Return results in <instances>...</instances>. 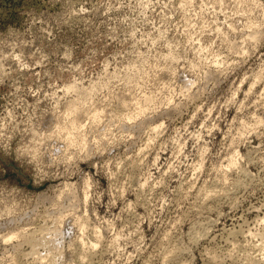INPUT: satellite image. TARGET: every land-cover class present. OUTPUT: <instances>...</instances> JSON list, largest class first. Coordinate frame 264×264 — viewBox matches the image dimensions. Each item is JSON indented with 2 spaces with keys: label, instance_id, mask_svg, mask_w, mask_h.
<instances>
[{
  "label": "rangeland",
  "instance_id": "374dc122",
  "mask_svg": "<svg viewBox=\"0 0 264 264\" xmlns=\"http://www.w3.org/2000/svg\"><path fill=\"white\" fill-rule=\"evenodd\" d=\"M262 219L264 0H0V264H250Z\"/></svg>",
  "mask_w": 264,
  "mask_h": 264
},
{
  "label": "bare ground",
  "instance_id": "6f19581e",
  "mask_svg": "<svg viewBox=\"0 0 264 264\" xmlns=\"http://www.w3.org/2000/svg\"><path fill=\"white\" fill-rule=\"evenodd\" d=\"M253 39H255V36L253 37ZM188 88H190V87H188ZM142 101H144V103H145L144 107L140 106L141 105L140 102L129 103L126 99L125 100H123V99L119 100V103H118L119 107L118 108H120V110L117 113L118 116H120V118L124 117L126 115L125 112L127 113V110L129 111L133 107L135 108L134 110L139 111L138 115H145L149 111L148 105L152 104L154 102V98L150 96V97H147L146 99H143ZM100 109H101V107H100ZM70 113L71 114L69 116H70V118L72 117V119H67L66 121H64L65 122L64 126H60V127L57 126L56 127V128H58L57 133H58V135L63 134L66 142L69 143V145L72 146V145L77 144L80 147H84L86 145V140H85L84 134L82 132V129L84 127H83L82 123L80 122V120L83 118V116L89 115L90 118L88 117V119L91 120L92 125L97 126L101 122L102 114L99 111L98 107L96 108V106H95L94 109L88 110L85 108V105L82 102L74 103V105H72L70 108ZM69 129L73 130V133H66V131H68ZM205 196L209 197V192ZM215 196L218 197L217 193ZM261 222L264 223V219H262ZM51 225L53 226V224H51ZM47 227L45 225L44 226L42 225L41 227H38L37 229L33 230V232H30V233L22 232L19 234L18 237H16V234H13L12 237L5 239L6 240L5 242L12 241V239L15 236L22 243H25L28 246H30V252L29 253H26V254L21 253V257H23L22 259H25L24 257H26V260H27V258L28 259L30 258V260H32L33 264H55L56 263L55 261L58 260L57 258H59V256H61V252H62L61 246L58 244L59 242L57 240L58 237L60 236V233H59V230H57V228H55L54 226L52 228H50V227L47 228ZM231 233H233V232H231ZM229 235H230V233H229ZM232 235L236 236V232H234V234H232ZM94 236L97 238V236H98L97 233ZM233 236H231V237L233 238ZM262 237H264V235ZM261 240H263V239H261ZM96 241H98V238L96 239ZM263 241L261 244H263ZM80 244L82 245L83 249H86L89 245V247L87 248L88 253L94 252L95 244H91V245L86 244L84 241H82V243H80ZM259 246L261 247V253H263L262 254L263 256L260 255L261 253L259 254L260 257L249 256V257H252V258H250V264H264V250L260 244H259ZM258 251H260V250H258ZM19 257H20V255H19ZM22 259L19 258V260H22ZM21 262L22 261H20V263ZM16 264H17V262H16Z\"/></svg>",
  "mask_w": 264,
  "mask_h": 264
}]
</instances>
